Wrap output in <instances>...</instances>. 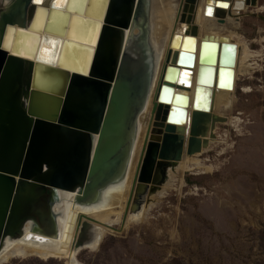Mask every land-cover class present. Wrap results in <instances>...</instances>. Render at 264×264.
Segmentation results:
<instances>
[{
	"label": "water",
	"instance_id": "1",
	"mask_svg": "<svg viewBox=\"0 0 264 264\" xmlns=\"http://www.w3.org/2000/svg\"><path fill=\"white\" fill-rule=\"evenodd\" d=\"M54 2L47 0L36 15L34 6L29 10L30 28L37 29L42 17L46 36L18 29L12 53L0 48V253L9 239L25 236L27 225L34 234L60 239V191L76 193L86 208L101 203L109 188L126 181L151 90L155 60L149 41V0H102L99 10L95 0H66L59 8ZM213 6L214 1L208 3L207 11ZM5 21L15 24L16 18L7 14ZM185 33L171 43L181 45L180 51L166 67L158 93L159 112L170 134L161 139L157 125L153 130L156 141L146 147L131 207L134 214L155 184L165 180L166 160L181 157L185 130L176 128L172 119L177 110L182 121L187 118L190 98L176 93L175 85L191 87L197 44L195 36ZM31 37L38 40L24 43ZM235 47L223 37L203 39L195 108L199 96L211 97L223 74L232 88ZM23 49L34 60L18 56ZM80 51L85 53L82 65ZM206 76L208 83L202 81ZM196 110L198 132L202 113ZM175 129L177 135H172ZM196 141L191 138L189 154L199 150ZM153 174L157 181L148 187ZM98 233L97 225L84 223L71 263L78 262L76 254Z\"/></svg>",
	"mask_w": 264,
	"mask_h": 264
},
{
	"label": "rangeland",
	"instance_id": "2",
	"mask_svg": "<svg viewBox=\"0 0 264 264\" xmlns=\"http://www.w3.org/2000/svg\"><path fill=\"white\" fill-rule=\"evenodd\" d=\"M20 1L0 0V23ZM220 1L229 3L220 20L225 34L234 35L249 58L233 97L218 102L206 125L207 145L189 157L198 165L178 169L142 221L124 224V207L115 210L100 245L82 250L80 264H264V0H244V6L242 0ZM141 134L138 154L143 128ZM8 264L67 261L33 256Z\"/></svg>",
	"mask_w": 264,
	"mask_h": 264
},
{
	"label": "bare ground",
	"instance_id": "3",
	"mask_svg": "<svg viewBox=\"0 0 264 264\" xmlns=\"http://www.w3.org/2000/svg\"><path fill=\"white\" fill-rule=\"evenodd\" d=\"M10 1L11 0H7L8 3ZM46 1L47 0H42V3H35L34 0H22L16 3L15 6L7 8V11L3 14L2 21L0 23V48L12 53L11 51L15 42V34L18 29L30 32L32 31L35 34L40 33V37L46 36L45 31L41 29V25L43 22L42 17L38 21L37 29H31V23H28L30 8L34 6L36 15L38 8L46 6ZM95 1V9L99 10L102 6V0ZM171 1L174 2V0H149V29L151 30V39L153 38V46L151 44L150 38L149 41L153 54L155 55V66L147 107L140 118L136 149L134 151V157L128 171L126 181L109 188L104 193V197L101 203L86 208L78 203L76 193L60 191L61 200L58 201L56 205V211L62 213V216L58 217L61 231L60 239L55 237L44 238L39 234H34L32 233V227L30 225H27L26 234L23 238L16 241H12L10 239L7 241L4 250L0 253V264H8L15 258L25 259L33 256L40 258L43 261L58 259L67 261V264H73L71 262L75 257V247L80 237L81 228L83 227L85 222H88L97 225L100 234L98 233L99 235H96L94 242L91 245H87V247L81 249L79 253L76 254V259L78 261L76 264H80L78 256L82 250H96L100 245L104 236L107 234L108 229L111 228L106 223L111 216L115 215V210H117L121 206L124 207V214L122 217V221L124 224L138 223L142 221L146 212H148V210H150V208L157 203L158 196L165 193V190L173 182V178L171 177L176 174V171L178 169L186 171L191 170L194 165H198L195 160L189 157L193 155L196 156V154L201 153L203 151V148L207 145V140H205L204 138L207 137L208 133H210V128H206V125L212 122V115L214 113H217L219 105L218 102L228 101L233 97L234 85L237 76H240L239 73L242 71L247 72L246 68L244 70H240V68L241 66L243 67V62H246L247 58H249V54H246L244 56L247 48L242 49L243 46L241 42H236L234 39V35L225 34L226 30L223 28V26H221V24H223V22L220 23V20L222 21L221 16H223V13L225 14V7L229 6L228 1L194 0V2L192 3L188 0H180V3L178 4L177 2L172 4ZM213 1L214 6L212 7L213 9L211 14H209V12L207 11V5L208 3L210 4V2ZM215 1H220L222 4L217 5L215 4ZM65 3L66 0H64V4ZM225 4L226 6H223ZM245 4L246 2L242 0L241 5L244 6ZM221 7L224 8L221 9ZM7 14H13L15 16V24L9 25L5 21V16ZM208 16H211V18H208ZM187 31H189L190 33L189 36H195L197 39L196 61L195 66L192 69V85L190 88H185L178 87L176 84L175 88L176 93L188 96L190 98V104L188 107V115L186 119L184 118L182 121V114L178 110L174 112L172 119L177 123L176 128L182 126L185 130L181 135L183 139L181 157L180 160H166L167 165L163 167L165 170V180L161 184H155L157 180L154 178L155 175H152V179L147 184V186L151 187L155 184L157 185V187L153 192L150 191L147 194L140 210L136 214H134L131 213V207L136 197L138 185L141 183L140 174L146 147L152 141V139L156 141L153 136V130L157 125V128L161 130V134L158 135L159 137L161 136V139L163 136L170 134L166 130L167 123L163 122L162 120L164 118V114L159 112L160 102L158 101V93L160 85L163 81V75L166 67L172 65L174 55L180 51L181 45L180 47H176L175 45L171 46V43L175 36L185 37V32ZM136 34H138V31H136ZM125 35L126 38L128 37V35H130L129 30L125 31ZM206 36L214 38L223 37L228 40L230 45H235L236 61L235 66L233 67L234 77L232 88L228 87L229 83H231V79L228 77V75L223 74L221 76V82L219 84L216 83L212 88V95L210 98H207V94L198 97L199 104L197 107L201 109L199 111H201L202 113V120L198 124H196L198 125L197 132V129L194 125V113L198 108L194 107V98L197 85V73L201 57V48L203 45V39ZM66 38L67 37L65 36L64 39ZM37 40L38 39H36L35 37H31L29 41L25 39L24 43L26 42L31 45ZM24 51L25 50L23 49V52H21L23 54H19L18 56L34 60L33 56L24 53ZM47 53L49 54L48 57L51 59L52 57L50 55L52 54V49L51 51L50 49H48ZM78 53L80 54L79 63L80 65H82L85 63V53L83 51H80ZM46 64L48 65V63ZM202 81L208 83L210 81V78L206 76ZM169 82H174L171 77L169 78ZM228 102L225 103V106L228 105ZM217 118L219 120L220 116L216 117L215 119ZM142 128L145 130L143 143L144 146H142L141 152H139L140 154H138V145L140 143V136L142 135ZM171 134L177 135L176 129L175 132ZM191 138L197 140L196 142L198 143V145H196L200 146V148L199 150L189 154L188 150L191 143ZM159 143L162 144V141L160 140ZM131 179L133 180L132 183ZM142 184L145 183L142 182Z\"/></svg>",
	"mask_w": 264,
	"mask_h": 264
},
{
	"label": "snow or ice",
	"instance_id": "4",
	"mask_svg": "<svg viewBox=\"0 0 264 264\" xmlns=\"http://www.w3.org/2000/svg\"><path fill=\"white\" fill-rule=\"evenodd\" d=\"M34 2L42 3V0H34ZM63 5H64V0H55V2L53 3V7H56V8L62 7ZM223 6H226V5H223ZM209 14H211V9H209ZM185 75H187V73Z\"/></svg>",
	"mask_w": 264,
	"mask_h": 264
},
{
	"label": "flooded vegetation",
	"instance_id": "5",
	"mask_svg": "<svg viewBox=\"0 0 264 264\" xmlns=\"http://www.w3.org/2000/svg\"><path fill=\"white\" fill-rule=\"evenodd\" d=\"M129 36V35H128ZM149 38H150V41H151V44H152V46H153V43H152V39H151V30L149 29ZM154 60H155V55H154Z\"/></svg>",
	"mask_w": 264,
	"mask_h": 264
}]
</instances>
